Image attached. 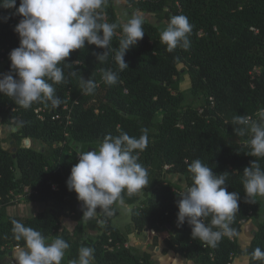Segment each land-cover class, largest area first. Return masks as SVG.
Listing matches in <instances>:
<instances>
[{"label": "trees", "instance_id": "obj_1", "mask_svg": "<svg viewBox=\"0 0 264 264\" xmlns=\"http://www.w3.org/2000/svg\"><path fill=\"white\" fill-rule=\"evenodd\" d=\"M126 2L161 22L144 19V37L124 56L129 68L120 71L114 59L123 36L118 27L106 61L97 60L105 49L86 42L85 48L73 50L62 62L65 82L54 84L60 107L37 102L25 109L0 94V124L16 125L8 136L0 132V254L24 246L12 231L13 221H19L49 242L57 236L65 239L70 248L62 264H72L81 246L94 249L93 264H154L144 246L128 244L131 233L146 230L166 232L162 253L173 250L194 264H232L239 254L248 255L249 264H264L254 256L256 249L264 251V197L249 202L242 183L243 169L254 160L264 168V158L251 155L250 137L238 136L234 128L240 126L232 123L237 115L256 119L264 109V0ZM116 5L117 0H106L102 22H127ZM180 14L192 25L190 47L168 52L160 33L172 16ZM21 19L15 8H0V75H16L9 53L19 46L14 28ZM105 70L118 73L116 84L104 82ZM183 72L190 80L187 91L181 89ZM80 77L96 82L93 94L82 93ZM121 132L136 138L147 133L148 146L139 153L138 162L147 169L149 184L139 193H122L126 204L138 205L131 210V222L116 227L112 221L119 213L117 203L112 216L98 209L91 220H85L82 202L66 181L78 162V151L98 150L106 135ZM26 138L43 147L26 146ZM8 141L13 144L5 147ZM194 159L214 173H226L227 191L239 193L231 234L216 247L193 239L187 221L178 226V194L193 183L188 166ZM172 174L182 180L172 181ZM19 194L29 202L44 203L45 209L32 217L11 215L8 207ZM62 217L76 221L74 229L64 227ZM260 218L248 249H243L239 242L243 222ZM154 242L158 245L157 236Z\"/></svg>", "mask_w": 264, "mask_h": 264}, {"label": "clouds", "instance_id": "obj_2", "mask_svg": "<svg viewBox=\"0 0 264 264\" xmlns=\"http://www.w3.org/2000/svg\"><path fill=\"white\" fill-rule=\"evenodd\" d=\"M106 0H0V8L16 9L22 19L14 31L19 35V46L9 53L11 69L15 71L0 75V94L13 98L14 102L27 109L33 103L42 102L58 108L61 99L56 95L54 84L65 82L62 62H67L73 50L94 44L105 49L97 55V60H107L116 29H122L123 36L114 59L119 70L129 68L124 60L126 51L144 37V16L133 14L123 25L102 22V10ZM192 25L183 15L170 18L167 27L160 33V41L172 52L178 46L190 47L189 34ZM105 83L114 85L118 73L105 70ZM51 81V83L49 82ZM83 94L91 95L97 84L94 80L80 77ZM238 136L248 135L251 155L264 158V109L253 119L244 115L233 118ZM145 132L139 138L126 132L113 137L105 136L99 149L78 151V162L71 168L66 184L75 191L83 205V218L91 220L102 210L112 216L114 204L122 200V193L136 194L149 184L148 171L139 163V153L148 146ZM193 183L178 194V226L185 221L191 226V236L211 247L231 234L230 224L239 210V193L226 188L227 174L214 173L212 168L200 159H194L188 166ZM243 189L249 202L256 197H264V168L258 161H252L243 169ZM211 217L210 223L206 218ZM13 234L24 246L14 252L15 264H62L69 243L60 236L50 242L38 230L13 221ZM254 256L264 260V251L256 249ZM94 249L81 246L78 258L72 264H93Z\"/></svg>", "mask_w": 264, "mask_h": 264}, {"label": "crops", "instance_id": "obj_3", "mask_svg": "<svg viewBox=\"0 0 264 264\" xmlns=\"http://www.w3.org/2000/svg\"><path fill=\"white\" fill-rule=\"evenodd\" d=\"M189 82H190V80H189ZM15 130H16V125L11 124V125H8V128L5 129V132L7 134L6 135L3 133H1V134H2V136H8L11 132H13ZM169 178L174 182H176V179L178 181L182 180V176L179 174L169 175ZM45 207L43 209H41V211L44 210ZM115 207H116V205H115ZM116 209H117V207H116ZM8 212L11 215H14L9 211V207H8ZM115 219H116V217L112 221L113 225L116 227H120V226H117L115 224ZM257 220L258 221L254 220V219H249V220H246L243 222L242 231H241L240 236H239V242H240L243 249H248V247L252 241L253 234L256 231L258 223H259V221L262 220V218L257 219ZM61 222H62V225L64 227H67L70 230L74 229V227L77 224V222L74 221L70 217H62ZM132 235H135L134 240L132 239ZM156 236L158 238V245L156 246L155 252L146 248V246L144 245V248L152 253L153 258H154V264H156V263L157 264H194L193 261H191V263H190V262H185L184 260H181L184 257L181 254L176 253L173 250H170L167 253H162L161 248L163 247V240L167 236L166 232L156 233L153 230H146L144 232H133L129 235L128 244L142 245L143 246L145 238H146V243H147L151 239V237H152V241H154V238ZM132 240L134 243H132ZM16 249H17V247H15L12 251L8 252L7 254H0V264H13V262H15L14 252ZM232 264H249V256L246 254H239L235 257Z\"/></svg>", "mask_w": 264, "mask_h": 264}, {"label": "rangeland", "instance_id": "obj_4", "mask_svg": "<svg viewBox=\"0 0 264 264\" xmlns=\"http://www.w3.org/2000/svg\"><path fill=\"white\" fill-rule=\"evenodd\" d=\"M116 6H117V9H118L120 16L126 20H128L133 14L139 13V14H142L144 16V19H146L152 23L161 24L160 20L158 18H156L155 16L148 14V13H143L141 11H135L133 8H131V6L127 5L126 0H117ZM180 68H183V65H181ZM187 76L188 75L185 72H183V74H182L183 80L181 81V89L186 90V91L189 90V88H190V82H189V79ZM6 128H8L7 124H4V125L0 124V132L5 134V135L7 134L5 132ZM23 143L26 146H29V147H32L35 149H41L43 147L41 142H39L38 140H34V139L30 140V139L26 138ZM12 144H13L12 141H8L4 144V146L10 147ZM71 144L73 146H75L77 143L72 141ZM177 181L178 180L176 179V182ZM136 205H138V204H133V205L126 204L123 200L118 202L116 204V207H117L119 213L116 216L115 224L117 226L128 225L131 222V210ZM44 207H45L44 203H42V202H29L26 200L25 195L21 194L14 200V204L9 206V211L16 216L32 217V216H35ZM263 210H264V206H263V209L261 211V215H264ZM254 220L258 221L257 219H254ZM132 239L133 240L135 239V235H132ZM133 240H132V243H134ZM144 245L146 246V248L150 249L151 251H153V252L156 251L155 249H156L157 245L154 241H152V237L147 243H146V238H145L143 246ZM163 245H164V243H163ZM181 260H184L185 262L191 263V260H188L185 257L182 258Z\"/></svg>", "mask_w": 264, "mask_h": 264}, {"label": "built area", "instance_id": "obj_5", "mask_svg": "<svg viewBox=\"0 0 264 264\" xmlns=\"http://www.w3.org/2000/svg\"><path fill=\"white\" fill-rule=\"evenodd\" d=\"M136 1H140V0H136ZM41 108L40 109H37L36 111H37V113H40L41 112ZM41 116V115H40ZM251 117V116H250ZM252 118V117H251ZM52 188L53 189H58V185L57 184H52ZM19 195H21V194H19ZM19 195H17L15 198H14V200L19 196ZM19 246H17V248H18ZM13 264H15V262H13Z\"/></svg>", "mask_w": 264, "mask_h": 264}, {"label": "water", "instance_id": "obj_6", "mask_svg": "<svg viewBox=\"0 0 264 264\" xmlns=\"http://www.w3.org/2000/svg\"><path fill=\"white\" fill-rule=\"evenodd\" d=\"M93 150H95V149H93ZM147 195H148V193H147V192H145V193H144V196L146 197Z\"/></svg>", "mask_w": 264, "mask_h": 264}]
</instances>
